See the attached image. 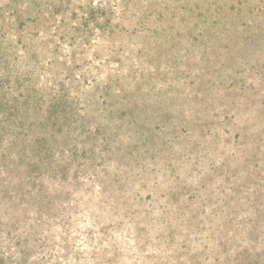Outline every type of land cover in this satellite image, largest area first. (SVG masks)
Masks as SVG:
<instances>
[{
    "label": "rangeland",
    "instance_id": "obj_1",
    "mask_svg": "<svg viewBox=\"0 0 264 264\" xmlns=\"http://www.w3.org/2000/svg\"><path fill=\"white\" fill-rule=\"evenodd\" d=\"M61 2L0 65V264H264V0Z\"/></svg>",
    "mask_w": 264,
    "mask_h": 264
},
{
    "label": "trees",
    "instance_id": "obj_2",
    "mask_svg": "<svg viewBox=\"0 0 264 264\" xmlns=\"http://www.w3.org/2000/svg\"><path fill=\"white\" fill-rule=\"evenodd\" d=\"M61 1L62 0H0V65H2L3 75L6 78L17 77L8 82H19L22 73L30 75L31 70L35 67V63L26 67L29 64H27V61H32L34 55H32V59L26 60L23 65L17 60L16 55L19 52L18 49L12 48L14 45L11 44L15 43L16 45H21L20 48L24 55L29 54L32 51V48H38V45L34 42V38L38 37L39 34H42L43 31H45L41 24L47 15V17L52 18L61 16L58 24L54 25V27H56L55 33L59 36V40H66L69 45H72L74 36L70 34L69 30H65V25L68 24L65 22V17L63 18L64 11L61 9ZM162 12L163 11H159L158 17H164ZM89 19L93 22L95 21L94 18L91 19L89 16L87 17L86 22ZM138 22H142L141 17L136 24H138ZM167 22L169 23V20ZM85 25L86 23H84L82 27ZM146 25L149 29H163L159 18L156 21L148 19ZM60 29L64 31H60ZM55 35H53V37ZM4 43L9 44L10 47L4 45ZM47 44H53L52 38L48 39ZM17 96H24V93L20 92ZM13 101L16 110L18 108L17 98H14ZM59 106L58 103L54 105V108L56 109L54 112L55 124H57L56 116L59 113Z\"/></svg>",
    "mask_w": 264,
    "mask_h": 264
}]
</instances>
